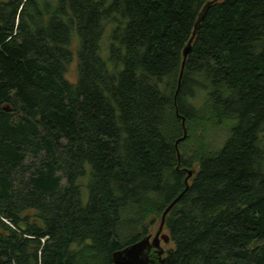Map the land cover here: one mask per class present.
Segmentation results:
<instances>
[{
  "label": "trees",
  "instance_id": "trees-1",
  "mask_svg": "<svg viewBox=\"0 0 264 264\" xmlns=\"http://www.w3.org/2000/svg\"><path fill=\"white\" fill-rule=\"evenodd\" d=\"M182 192L166 264H264V0H0V264H113Z\"/></svg>",
  "mask_w": 264,
  "mask_h": 264
},
{
  "label": "water",
  "instance_id": "water-1",
  "mask_svg": "<svg viewBox=\"0 0 264 264\" xmlns=\"http://www.w3.org/2000/svg\"><path fill=\"white\" fill-rule=\"evenodd\" d=\"M212 1H209L206 3V5L203 7L201 13L198 16V19L195 23L194 30L192 32V36L190 40L188 41L187 45L184 47L182 52V63H181V69L180 74L178 78V86L180 84V80L183 73L184 63L185 60L190 53L191 49V42L199 28L200 21L204 18L205 12L212 4ZM184 121V120H183ZM185 138V131L182 136V139ZM181 139V140H182ZM180 140V141H181ZM179 141V140H178ZM187 176L185 179L186 182V189L188 188V179L192 175V171L186 170ZM185 189V190H186ZM183 192L175 199L173 200L168 207L164 210V212L161 215V221L158 227L157 232L152 237L151 235L146 236L145 238L139 240L138 242L131 244L129 246H126L118 251H115L112 254V262L113 264H166L172 253V249L164 252L160 246V240L163 241L164 244H167L169 241V236L166 234H161L163 227H164V220L168 212L171 210V208L175 205V203L179 200V198L182 196ZM151 253V254H150ZM153 253V254H152ZM166 254L165 257L161 258L163 254ZM155 257V260L152 258Z\"/></svg>",
  "mask_w": 264,
  "mask_h": 264
},
{
  "label": "rangeland",
  "instance_id": "rangeland-1",
  "mask_svg": "<svg viewBox=\"0 0 264 264\" xmlns=\"http://www.w3.org/2000/svg\"><path fill=\"white\" fill-rule=\"evenodd\" d=\"M66 79L71 82V83H74L75 80H76V61L74 60L68 67V70H67V73H66ZM184 123V121H183ZM184 129H185V126H184ZM185 131V138L182 139V137L179 139V141L177 142L178 143H184V148H185V151H186V156L187 157H190L191 158V153L194 152L195 154H197V152H200L201 150V147H204L205 145H202V143H199L198 141V134L196 133L194 135L191 136V137H187V133H186V130ZM216 132V131H215ZM184 134V133H183ZM216 135L214 133H210L209 136H207L205 138V144L206 142H210V144H212V142L214 141V137ZM211 137V138H210ZM187 138V139H186ZM182 139V140H181ZM186 139V140H185ZM181 140V141H180ZM209 140V141H208ZM186 142V143H185ZM202 145V146H201ZM198 150V151H197ZM158 227H159V224L158 223H155V225L151 228V231H150V235L153 237L155 235V233L157 232L158 230ZM161 234H167L166 230L163 228ZM162 250L165 252V251H168L170 249H172V244L170 241H168L167 244H164L163 242H161L160 244Z\"/></svg>",
  "mask_w": 264,
  "mask_h": 264
},
{
  "label": "flooded vegetation",
  "instance_id": "flooded-vegetation-1",
  "mask_svg": "<svg viewBox=\"0 0 264 264\" xmlns=\"http://www.w3.org/2000/svg\"><path fill=\"white\" fill-rule=\"evenodd\" d=\"M161 242H163L162 240H160V244H161ZM166 252V251H165ZM166 256V254L164 253L162 256H161V258H163V257H165Z\"/></svg>",
  "mask_w": 264,
  "mask_h": 264
},
{
  "label": "bare ground",
  "instance_id": "bare-ground-1",
  "mask_svg": "<svg viewBox=\"0 0 264 264\" xmlns=\"http://www.w3.org/2000/svg\"><path fill=\"white\" fill-rule=\"evenodd\" d=\"M150 254H151V253H150ZM152 254H153V253H152ZM155 257H156V256H153L152 258L155 260Z\"/></svg>",
  "mask_w": 264,
  "mask_h": 264
}]
</instances>
